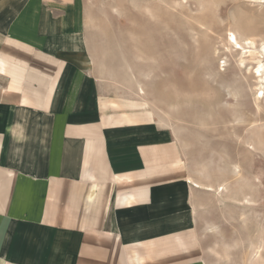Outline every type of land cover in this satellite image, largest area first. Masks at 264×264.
<instances>
[{
	"label": "crops",
	"instance_id": "obj_1",
	"mask_svg": "<svg viewBox=\"0 0 264 264\" xmlns=\"http://www.w3.org/2000/svg\"><path fill=\"white\" fill-rule=\"evenodd\" d=\"M35 25L0 34V264H204L176 140Z\"/></svg>",
	"mask_w": 264,
	"mask_h": 264
},
{
	"label": "rangeland",
	"instance_id": "obj_2",
	"mask_svg": "<svg viewBox=\"0 0 264 264\" xmlns=\"http://www.w3.org/2000/svg\"><path fill=\"white\" fill-rule=\"evenodd\" d=\"M34 25L58 49L86 52L85 38L90 71L109 93L146 103L158 126L177 130L164 128L188 181L200 183L192 204L204 264H264V99L223 49L229 30L264 41V5L0 0V34Z\"/></svg>",
	"mask_w": 264,
	"mask_h": 264
},
{
	"label": "bare ground",
	"instance_id": "obj_3",
	"mask_svg": "<svg viewBox=\"0 0 264 264\" xmlns=\"http://www.w3.org/2000/svg\"><path fill=\"white\" fill-rule=\"evenodd\" d=\"M247 2L249 4H255L258 6L264 5V0H247ZM227 32L228 33L223 40L224 52H226L228 55L230 54L231 56L233 55L236 57V68L239 71L245 70L252 75L251 77L254 78V85L256 87L254 96L255 99H264V41L262 40L258 43V41L248 35H237L231 30ZM228 93L231 96L236 94H234V91L231 90H228ZM159 123H162V128L171 129V133L174 136L176 135L177 130L175 131L171 126L162 122L161 120H159ZM189 181L195 187H198L200 184L191 177H189Z\"/></svg>",
	"mask_w": 264,
	"mask_h": 264
}]
</instances>
